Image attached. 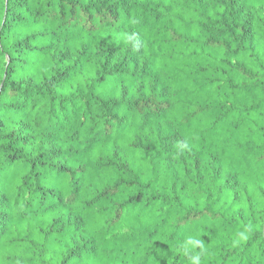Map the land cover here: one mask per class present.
Instances as JSON below:
<instances>
[{"label":"trees","instance_id":"obj_1","mask_svg":"<svg viewBox=\"0 0 264 264\" xmlns=\"http://www.w3.org/2000/svg\"><path fill=\"white\" fill-rule=\"evenodd\" d=\"M0 264H264V0H0Z\"/></svg>","mask_w":264,"mask_h":264},{"label":"rangeland","instance_id":"obj_2","mask_svg":"<svg viewBox=\"0 0 264 264\" xmlns=\"http://www.w3.org/2000/svg\"><path fill=\"white\" fill-rule=\"evenodd\" d=\"M245 18V17H244Z\"/></svg>","mask_w":264,"mask_h":264}]
</instances>
